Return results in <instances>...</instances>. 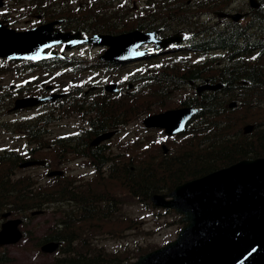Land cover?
I'll use <instances>...</instances> for the list:
<instances>
[{
    "label": "trees",
    "instance_id": "1",
    "mask_svg": "<svg viewBox=\"0 0 264 264\" xmlns=\"http://www.w3.org/2000/svg\"><path fill=\"white\" fill-rule=\"evenodd\" d=\"M216 4L217 0H190L189 2L188 0H146L145 6L135 14L134 21L121 20L123 24L117 22L113 25H102L97 29L112 32L135 25L141 29H156L160 35H165L173 31L174 26L180 24L179 28L184 31L187 29L192 35L186 45V53L197 50L207 51L208 44L225 49L227 54L224 65L218 69L217 75L211 77V79L219 78L222 81L223 86L219 89L222 95L207 92L195 94L193 98L189 96L182 98V104H193L198 107V112L191 121V127L183 134V140L178 146L180 152L175 142H172L174 149L171 153L166 155L159 153L160 160H155L145 150L144 152L147 153L142 155L144 158L137 156L135 162L131 158L130 164L133 168L124 163L110 170L108 175L103 176L98 173V177L83 186L67 184L61 177H57L56 180L51 179V183H43L46 185L34 181L29 176L13 180L7 174V170L4 171V160L16 166L22 158L11 151L1 153L0 205L22 213L24 218H29L27 209L44 208L52 203H57L56 206L61 207L67 205L66 202L70 203V210L59 209L61 215L57 219L55 229H51L38 238L36 245L48 239H56L63 243L59 248L63 255L55 257L52 262L46 264H105L117 259H129L130 255L109 254L104 252L102 247L95 246L91 249L88 244L82 243L88 242L90 235L88 227L95 229L97 225L103 224L109 220L111 213L120 207V195L126 194L132 198L146 200L154 192L169 191L174 185L186 179L231 164L241 158L264 155V127L260 128L264 126V116L260 117V114L264 115V111L250 110L255 107L254 103L258 105L259 100L248 105L249 100H254L252 97L258 96L259 99L264 97V55L248 57L255 48L263 49L264 44L250 47L247 38V33L254 35L256 33L257 37L264 38V13L261 8L252 11L249 24L252 26L251 32L237 24L233 28L230 27L228 31L214 30L213 32V30L200 29L202 34L208 36L209 43L199 44L193 38L195 28L199 27L192 21L193 9L216 6ZM188 12H190L189 15ZM221 59L208 58L204 62L192 63L191 59L185 56L179 59V63L165 66V70H153L132 78L131 81L136 82L135 86L131 89L127 88L122 96L98 92L99 94L87 96L82 93L80 96L71 95L67 100V97H64L61 100L62 102L66 100L63 103L65 107L73 108L78 115L85 116L90 129L85 135L65 139L53 138L50 144L60 148L61 152L75 145L81 146L85 143V139L88 140L105 130L107 124H113L111 123L113 117L116 118L115 124H119L133 116L135 118L150 111L153 106L165 107L170 98H168L169 94H166L165 101L163 100L162 95L166 93L165 89L182 86L189 79L198 81L212 70L214 63ZM60 60V65H63L64 61ZM1 92L5 91L0 84V114L1 108L5 105L4 100L7 99ZM224 96L237 97L239 105L233 110H227L222 102ZM55 110L56 108H53V113ZM236 110L244 112L236 114L234 113ZM51 113L52 111L45 110L36 117L16 122L13 126L27 130L33 138L43 136L47 131V124L62 115V111L57 116H52ZM221 114L224 115L223 119L219 117ZM247 121H256L257 128L254 132L233 136L230 127L233 125L236 127L235 131L241 133L240 126ZM79 138L82 139L79 140ZM156 147L159 149L158 146ZM95 151L99 153V150ZM98 156L102 161L106 160L102 153ZM75 191L79 192L78 195L72 196L76 197L75 200L68 199V196ZM17 202L22 204L21 207L16 206ZM97 222L100 223L97 224ZM81 228L85 230L81 231ZM137 254L138 252L134 253L133 257ZM0 264L16 263L4 252L0 253Z\"/></svg>",
    "mask_w": 264,
    "mask_h": 264
},
{
    "label": "water",
    "instance_id": "2",
    "mask_svg": "<svg viewBox=\"0 0 264 264\" xmlns=\"http://www.w3.org/2000/svg\"><path fill=\"white\" fill-rule=\"evenodd\" d=\"M251 4L255 5L254 0ZM63 39L67 41V34H53L43 28L10 34L0 30V55L41 57L40 49L46 41ZM179 39L174 35L157 40L154 32L134 30L118 35H95L85 40L110 45L103 57L120 60L138 55L140 51L135 48L143 42L154 41L156 47H163ZM203 88H216V85L199 87ZM109 89L115 90V86ZM39 99H18L15 108L32 105ZM195 112L191 106L169 109L146 117L143 123L164 127L167 133H171L181 130ZM252 127V124L245 125L244 132ZM109 135L102 134L96 141ZM28 164L30 161L24 163ZM166 196L171 197L166 199ZM151 200L156 205L172 207L183 213L181 219L187 223L176 239L139 255L131 264H264V157L241 159L181 183L167 194L156 193ZM20 221L10 219L2 223L0 245L21 238ZM56 247L57 243L48 242L41 248L53 251Z\"/></svg>",
    "mask_w": 264,
    "mask_h": 264
},
{
    "label": "rangeland",
    "instance_id": "3",
    "mask_svg": "<svg viewBox=\"0 0 264 264\" xmlns=\"http://www.w3.org/2000/svg\"><path fill=\"white\" fill-rule=\"evenodd\" d=\"M263 1V0H260ZM7 8L10 9L9 16L11 18L12 15H17L18 11L15 9V3L13 0H8ZM121 2V0H113V5L115 8L117 7V3ZM133 2L137 6H142L144 0H133ZM264 2V1H263ZM243 3V0H240L237 5H241ZM126 6L124 9H119L120 13L122 12H128V8H132V0H126V2L123 4ZM240 7V6H238ZM244 18V17H243ZM247 18L242 19L241 22L243 24L247 23ZM27 18H24L23 16L18 19L16 23L10 24V26L14 28H27L30 25V22H26ZM35 25V24H34ZM180 25V24H179ZM179 25H176L174 27H179ZM98 48H91L90 46H80L77 49L73 50V54H79L83 56H93L96 52H98ZM12 71H9L3 75L4 81L7 82L9 77L13 76L11 78V81L16 82L18 78L14 75L15 73H11ZM8 75V76H7ZM56 80V79H55ZM59 81H63V79H60ZM186 85V83L183 84V86ZM183 86L176 87L175 91V101H178V97L185 94L192 93V89L189 86H186L183 88ZM254 100H249L248 105L252 104L253 102H258L260 100L258 96L252 97ZM262 101L260 100V103H257L255 107L250 109L251 111L257 112V111H264V97H262ZM232 100V99H231ZM230 102V100H229ZM36 109H25V110H17V111H9L3 110L2 114V120L5 122L11 123L15 120L24 118L26 116H30L34 114ZM244 111L242 110H236L234 113L239 114ZM264 115L260 114V117ZM221 119L224 118V115L221 114L219 116ZM259 117V118H260ZM258 118V119H259ZM78 120V121H77ZM257 121V120H256ZM256 121H247L246 123H256ZM80 119L76 118L74 116L68 117L65 119H62L61 121H57L56 123L52 124L50 126L51 130H53L54 133H62L70 131L75 126L80 123ZM245 124V123H244ZM242 124L241 126H243ZM240 126V128H241ZM122 132L115 134L109 142H106L110 146H112L113 151H117L118 149L115 147L117 144H120L119 139L125 138V137H133V136H145L150 135L152 137L159 136L161 137V134L158 132V130H146L142 127L140 124V121H130L127 125L121 127ZM236 127L233 125L230 127V130L233 131V136H241V133H238V131H235ZM17 131L16 128L10 127H0V150L2 149H12L13 151H22L24 149H31L34 146L41 147L42 149H38L36 147L34 159L38 161L45 160L46 163L49 162L48 167H43L40 165H34L27 168H20L13 166L8 161L4 160L5 163V169L4 171L8 172V174L13 177L22 178L29 176L34 181H38L42 185H46L50 181V177H48L46 174V171L51 170V173H56L62 171L65 174V178L74 176L75 182H82V181H88L90 178H87L90 176V169H85L84 167H80L82 162H85L84 160H81L80 158H76L72 154L65 153L63 156H58L50 150H46L44 145L42 144V139L37 137L36 140H30L27 137L22 136L21 134L15 132ZM24 137V138H23ZM39 143H41L39 145ZM134 152H137V147H132ZM3 152V151H2ZM66 155V156H65ZM261 156V155H259ZM264 156V155H263ZM25 157V156H24ZM81 162V163H80ZM87 171V176L85 178L87 179H79L78 177H83L82 174ZM69 182H72V180L69 179ZM46 183V184H43ZM76 183V184H78ZM86 184V183H85ZM83 184V185H85ZM128 196V195H127ZM130 197V196H129ZM22 204L17 202L16 206L19 208ZM43 209V208H42ZM60 207L55 205H48L42 213L36 214L31 216V218H24L20 228L23 232V237L21 240H19L15 244L7 245L5 248L0 249V253L3 254L4 252L10 256L16 264H45L48 261H52L54 256H61L62 254H46L42 253L39 250V247L36 246L37 238L41 236V234L48 230L49 232L51 229H55L57 218L60 217ZM61 209H65V207H61ZM30 209L27 210V213L29 214ZM121 215L118 217H113L112 220L106 221L103 224L97 225V227L94 229V227H88L90 235L88 236V242L83 241L82 243L88 244L91 249L95 246H102L107 252H119L122 250L121 254L126 252L127 250H130L131 248L138 249V247H141L143 251L149 250V248H155L160 245H162L164 242L172 240L179 230L181 224L177 222V219L179 218V215L177 213L171 212V211H165V210H159L157 208H153L150 205L146 203H139V201H136L134 199H128L125 201L124 206L121 207V210L118 212ZM157 212V213H156ZM19 214V215H18ZM16 214L15 211L12 210V216L13 217H21V214ZM131 220H135L131 221ZM2 220H0V223ZM100 223V222H99ZM97 223V224H99ZM85 228H81V231H84ZM44 232V233H47ZM104 253V252H102ZM106 254V253H105ZM126 255H129L130 253L126 252Z\"/></svg>",
    "mask_w": 264,
    "mask_h": 264
},
{
    "label": "bare ground",
    "instance_id": "4",
    "mask_svg": "<svg viewBox=\"0 0 264 264\" xmlns=\"http://www.w3.org/2000/svg\"><path fill=\"white\" fill-rule=\"evenodd\" d=\"M255 30V29H254ZM256 31V30H255ZM248 35H247V38H248V46H250V47H256V46H261L262 44H264V38L263 37H257L256 36V33H255V35L253 34V33H247ZM243 40V39H242ZM251 45H250V44ZM247 45V44H246ZM245 45V46H246ZM240 48H241V46H240ZM251 49V48H250ZM239 50V49H238ZM237 50V51H238ZM249 50V49H248ZM246 52V51H245ZM244 53V52H243ZM232 60V59H231ZM262 76H263V74H262ZM224 107H225V105H224ZM253 125V127H252V129L254 128V124H252ZM260 128H262L261 126H260ZM16 214H18V213H16ZM19 215V214H18ZM143 251V250H142Z\"/></svg>",
    "mask_w": 264,
    "mask_h": 264
},
{
    "label": "flooded vegetation",
    "instance_id": "5",
    "mask_svg": "<svg viewBox=\"0 0 264 264\" xmlns=\"http://www.w3.org/2000/svg\"><path fill=\"white\" fill-rule=\"evenodd\" d=\"M7 1H8V0H4L5 3H7ZM212 26H217V27H218V26H221V27H223L224 24L221 23V21L219 20V21L216 22V24H212ZM100 148H103V145H101ZM72 150H73V151H78V146L75 145L74 147H72ZM84 153H85V151H84ZM92 153L95 154L94 152H92ZM95 155H97V154H95ZM2 174L4 175V171L2 172ZM7 174H8V172H7ZM8 175H9V174H8ZM14 179H17V177H13V180H14ZM78 194H79V192H78V191H75V192L71 193L70 196H68V199H70V200L72 199V201H73V200H75L76 197H72V196H73V195H78ZM19 201L22 202L21 200H19ZM26 203H27V202H26ZM66 204H67V205H70V203H68V202H66Z\"/></svg>",
    "mask_w": 264,
    "mask_h": 264
}]
</instances>
